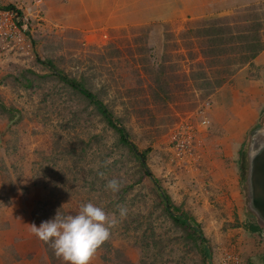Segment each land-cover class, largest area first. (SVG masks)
Segmentation results:
<instances>
[{
  "label": "rangeland",
  "instance_id": "374dc122",
  "mask_svg": "<svg viewBox=\"0 0 264 264\" xmlns=\"http://www.w3.org/2000/svg\"><path fill=\"white\" fill-rule=\"evenodd\" d=\"M199 2L203 9L188 6L184 16L168 22L106 31L70 0H0V8L21 14L17 35L0 29L3 225L7 217H17V228L22 218L39 226L57 211L74 215L91 201L117 223L90 264H225L228 256L237 258L229 264H254L262 258L264 214L246 181L248 159L241 164L234 151L241 137L246 150L264 114L258 113L247 131L238 130L231 125L238 116L217 111L213 95L264 47V0ZM71 7L75 10L69 12ZM37 57L83 80L108 104L138 154L148 150L147 167L172 202L199 223L205 242L197 246L189 231L171 220L161 190L118 133ZM157 74L168 81L161 89L168 92L165 99L157 97ZM255 114L246 113L244 123ZM227 142L230 155L224 153ZM235 172L240 173L237 193ZM112 178L124 184L116 194L105 187ZM121 206L126 218L119 215ZM251 224L261 231H249ZM29 242L45 255L27 256L25 262L64 264L36 236ZM204 247L208 258L201 253ZM0 254L3 264L14 258L6 249Z\"/></svg>",
  "mask_w": 264,
  "mask_h": 264
},
{
  "label": "crops",
  "instance_id": "0c3cea01",
  "mask_svg": "<svg viewBox=\"0 0 264 264\" xmlns=\"http://www.w3.org/2000/svg\"><path fill=\"white\" fill-rule=\"evenodd\" d=\"M152 1L154 0H70L71 3L80 5L79 10L82 11V15H86L90 19L96 18L98 27L106 31L123 26L146 25L159 21L168 22L176 16H184L185 13L183 11L187 9L188 6H194L196 10L203 9V6H200V0H156L155 4H151ZM204 6L206 7V5ZM72 9L74 8L71 7L69 12H71ZM190 10L192 9L190 8ZM213 100V104L217 111L230 110L235 116H238V118L233 119L231 123L232 126L238 125V130L245 129L246 131L252 127L258 113L264 114V47L250 62L238 69L227 83L219 87L213 95ZM248 112L256 114L254 118H252V122L244 123L243 119ZM225 125L226 127H228V125L230 127L229 122H226ZM257 128V130L253 131L252 137L250 138L251 143L246 146V150L242 148L245 140L244 137L236 139L235 156L239 157V155H241V158L239 157L241 164L243 158H245V156L247 157L248 160L246 163L248 172L249 163H251L250 168H253L258 161V159L255 160L257 157L256 154L262 153V156H264V122L263 126ZM235 137L236 136H234V138ZM254 142L256 143L255 146H253ZM225 144L226 148L224 147V153L226 155L229 153L231 154L232 147H230V143L227 142ZM231 169H233V167ZM248 172L247 176L249 175ZM256 173L262 180L259 182L260 192L262 191L264 193V161L258 165ZM239 175V172L238 174L235 172L233 174L234 178L231 176L234 193L239 192L237 190ZM246 181L251 189L252 185L250 180L248 181L246 179ZM261 209L264 214L263 199H261ZM25 217L27 218L28 216ZM15 219L17 221V217H15ZM6 220L7 224L5 225L0 221V253L3 252V249H6L10 251L12 258H14L10 263L7 261H5V263L36 264L37 259L32 262L29 261V263L24 261L27 256H36L40 253L39 259H41V257L45 255L44 250L42 252L39 248L37 251L34 249V246L32 247V244H29L31 243L29 240L34 236L30 232V224L34 222L31 218L27 221L22 218V223L19 228H17L14 219L10 220V218L7 217ZM25 222H28V226L25 225ZM257 226H259V224ZM21 228L23 230H21ZM26 241L28 242L27 244ZM35 244L36 243H34V245ZM261 257L262 258L256 260L254 264H264V255ZM248 260L249 258L246 260V263H248ZM0 264H3L1 259Z\"/></svg>",
  "mask_w": 264,
  "mask_h": 264
},
{
  "label": "clouds",
  "instance_id": "9594fccd",
  "mask_svg": "<svg viewBox=\"0 0 264 264\" xmlns=\"http://www.w3.org/2000/svg\"><path fill=\"white\" fill-rule=\"evenodd\" d=\"M99 175L103 177V173ZM105 187L116 194L124 184L121 179L112 178ZM118 210L120 217L126 218L127 209L121 206ZM116 223V218L110 219L103 207L89 201L82 203L74 215L57 211L53 218L42 221L39 226L30 224V232L48 245L64 264H90L97 249L110 238Z\"/></svg>",
  "mask_w": 264,
  "mask_h": 264
},
{
  "label": "trees",
  "instance_id": "16d2710c",
  "mask_svg": "<svg viewBox=\"0 0 264 264\" xmlns=\"http://www.w3.org/2000/svg\"><path fill=\"white\" fill-rule=\"evenodd\" d=\"M262 48L263 47L258 48L254 53L251 54V56L246 61L254 58V56L258 53V51L261 50ZM37 60L43 65L47 66L50 69L52 75H54L59 81L69 85L74 90L79 92L85 99H87L89 104L93 105L96 108V110L103 116L106 123L118 133L119 141L122 144L126 145L127 148L132 152L134 157L139 161V167L141 168L144 175H146L153 181V183L155 184L158 190H161L162 201L164 203V210L171 218V220L175 224L182 226L186 230H188L189 232L187 233V235L192 239V241L197 246H200V244L205 242V237L199 226V223L194 219L193 216H191L188 212L183 210L181 206H178L172 202L169 195L159 186L158 179L153 176L149 167H147L145 159L148 150L147 149L143 150L138 154L136 145L129 140L128 131L123 126V124H121L119 118L114 114L113 110L108 106V104H106V102H104V100L95 91L91 90L88 86H86L83 80H78L75 77L69 76L63 69L58 67L51 59H40L39 57H37ZM28 71L35 73L33 70L30 69H28ZM35 74L39 75L37 73ZM159 74L156 75V80L154 81L156 86H158V88L161 90L163 88L162 86L168 85V81L162 80ZM25 81L27 86L31 84L30 79H26ZM220 84L221 81H217L216 86H219ZM156 93H157V97L161 99H165L169 97L168 92H165L163 90L161 91L157 90ZM2 107L5 108L4 106ZM248 229L251 232H257V233L261 231L260 227L255 224L249 225ZM200 250L201 253L203 254V258L209 257L210 250L208 247H204L203 249ZM46 252H48L47 245H46Z\"/></svg>",
  "mask_w": 264,
  "mask_h": 264
},
{
  "label": "built area",
  "instance_id": "2783aa9c",
  "mask_svg": "<svg viewBox=\"0 0 264 264\" xmlns=\"http://www.w3.org/2000/svg\"><path fill=\"white\" fill-rule=\"evenodd\" d=\"M19 14L18 11L13 10L12 8H0V29L4 28L6 35L15 36L20 28V21L18 20ZM237 258L228 256L225 259V264L229 262H235Z\"/></svg>",
  "mask_w": 264,
  "mask_h": 264
},
{
  "label": "water",
  "instance_id": "95a60500",
  "mask_svg": "<svg viewBox=\"0 0 264 264\" xmlns=\"http://www.w3.org/2000/svg\"><path fill=\"white\" fill-rule=\"evenodd\" d=\"M255 144L256 143L254 142L253 146H255ZM256 156L257 157L255 158V160L258 159V161L255 164V166L252 168V174L250 173V177L252 178L250 180V182H251L252 187L254 188L255 201L261 208V199L264 200V193L262 191L260 192L259 182H261L262 180L260 179V177L256 173V169H257L258 165H260V163L262 161H264V159H263L264 156H262V153H259V154L257 153ZM254 163H255V161H254ZM252 194H253V191H252Z\"/></svg>",
  "mask_w": 264,
  "mask_h": 264
},
{
  "label": "flooded vegetation",
  "instance_id": "af4514ba",
  "mask_svg": "<svg viewBox=\"0 0 264 264\" xmlns=\"http://www.w3.org/2000/svg\"><path fill=\"white\" fill-rule=\"evenodd\" d=\"M248 176H247V180L249 181L250 180V169H249V172H248ZM251 191H252V187H251Z\"/></svg>",
  "mask_w": 264,
  "mask_h": 264
}]
</instances>
